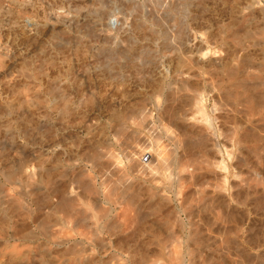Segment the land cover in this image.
Here are the masks:
<instances>
[{
	"label": "bare ground",
	"instance_id": "obj_1",
	"mask_svg": "<svg viewBox=\"0 0 264 264\" xmlns=\"http://www.w3.org/2000/svg\"><path fill=\"white\" fill-rule=\"evenodd\" d=\"M130 1L133 6L142 7L140 0ZM156 1H153V4H158ZM199 3L200 0H196L197 6ZM251 4L247 6L251 7L253 5ZM152 6L155 8V5ZM255 9L257 17L254 34L257 35V40L253 43L255 57L252 58L243 50L245 47L243 45L241 47L240 44L244 42L241 43L237 38L240 35L236 34L237 39L232 35V38L236 39L235 41L233 39V47L224 54H217L218 51L215 54L214 51V54H211L213 59L206 64L209 75L220 68H225L223 71L226 70L227 75L235 77L230 84L212 80L206 87V84H202L197 78L200 73L194 71L199 61L194 63L190 56L192 54L186 55V49L181 48V51L172 55V61L175 60L180 67L187 70L183 73L178 69L173 76L164 73L162 86L171 78L169 85L174 84L170 89L172 94H178L181 89H191L193 93L189 98H184V101L179 97L173 98L171 101H178V106L167 103L160 108L157 103L155 109L146 106L138 110L136 108L131 114L129 128H119L120 133L125 131L127 137L139 142L138 147L130 146L125 149V160L122 161L119 157L116 159L111 152L94 153L89 168L77 165L75 172L72 168L71 176H68L69 181L66 183L57 176L55 178L50 176V172L45 169L44 172L48 173L46 176L36 177L32 163L26 158L31 154L28 155L29 152L11 161L0 156V264H164L158 259L159 254L167 248L170 240L168 238L174 236L175 239L177 236L174 227L180 226L182 229L185 225L188 226L186 232L188 241L198 243L203 241L197 237L199 225L212 228L219 236L218 239L227 245L236 244V241L241 242L242 238L246 241L257 239L258 234L251 227L245 236L237 235L240 226L245 221H250V213L264 215V0H255ZM247 12H240L238 19L241 24L247 17L246 14H249ZM146 17L151 23H157L159 19L157 14ZM138 25L137 22L134 24L135 27ZM247 29L250 30L249 27ZM251 33L253 32L250 30V35ZM57 40L58 44L61 43ZM252 46L254 45L251 44ZM124 51L126 52L124 49L123 52H116L114 57L120 59L122 54H125ZM208 53L207 49L202 50L197 57L204 60ZM37 63L38 69L45 67L48 70L45 75L42 72L43 76L31 71L27 74L36 86L35 91L33 90L35 100L41 105L43 101L39 98L43 95L49 100L58 98L60 103L54 108L59 114L66 116L65 114L70 111L67 109L69 100L68 98L65 100V95L60 94L59 88L64 77L60 78L59 75L51 73V68H55L52 61ZM250 66H254L255 72L247 73L246 69ZM216 73L218 76V72ZM23 96L22 103L29 101L27 93ZM207 99L213 106L212 112L210 111L212 118L207 114ZM238 101L241 105L240 110L234 108ZM186 103L192 106L186 108ZM153 110L156 111L155 115ZM56 118L59 120L61 117ZM229 121L231 132L229 130V135L226 136L227 142L220 128ZM156 125L162 126L165 136L176 148L181 147L182 156L188 157L190 161L189 164H183L179 161V156L173 153L172 160L165 163L162 178L156 172L150 171L153 169L152 163L155 159L152 153L154 150L151 148L150 139L143 136L142 132V135L140 134L142 129L151 130L147 132L151 134ZM216 137L223 139L221 146H218ZM13 147L12 144L7 145L8 150H12ZM230 169L236 175L235 179L243 172L251 175L252 179L249 180L248 176L243 174L248 181L246 178L240 181L242 176L240 178L238 176L239 182L230 184L228 180ZM89 172L99 174L108 180L110 185L104 182L105 179H101L106 187L98 192L92 184L93 179ZM125 173L131 175L128 180L123 179ZM71 182L75 184L72 185ZM163 182V185L174 189L172 197L170 194L166 195L167 192L162 193L166 187L160 188ZM247 195H250L249 198L252 197L250 198L252 204H248L251 206L250 209L236 204L242 201L238 199L239 197L245 198ZM193 201L200 203L201 210H207L212 217L201 215L198 208H191ZM146 203L150 204L149 210L145 209ZM243 203L242 201L240 204ZM148 217L156 219L153 231H147L145 224ZM224 233L236 237L234 239L232 236L230 241L224 237ZM179 239L181 238L179 237L178 241ZM142 240L144 242L148 240L149 243L146 241L148 244L145 243V248L139 251L135 245ZM223 249L221 247L210 249V257L207 259L211 261L208 264H220L217 257ZM211 253L219 254L213 257ZM242 258L237 259V264L247 263L246 260L244 263ZM207 259L205 261H208Z\"/></svg>",
	"mask_w": 264,
	"mask_h": 264
},
{
	"label": "rangeland",
	"instance_id": "obj_2",
	"mask_svg": "<svg viewBox=\"0 0 264 264\" xmlns=\"http://www.w3.org/2000/svg\"><path fill=\"white\" fill-rule=\"evenodd\" d=\"M153 1L156 0H147L146 3L145 0H140L142 7H137L133 6L130 0H0V156L11 161L29 152L28 155L31 154L26 158L32 163L35 173L39 174L36 177L46 176L50 172V176L54 178L57 176L67 183L71 176L70 171L75 172L76 167L80 165L89 168L94 153L111 152L112 156L114 155L116 159L119 157L123 161L126 155L125 149L139 146V142L127 137L125 131V133L119 131L120 127L129 128L132 121L131 114L136 108L138 110L146 106L155 109L157 103L160 108L167 103L178 106V101H171L173 98L179 97L183 101L184 98H189L193 93L191 89H181L178 94L170 92L171 87L174 86V84L169 85L171 78L167 79L163 86L161 83L164 73L173 76L178 69L183 73L187 70L185 67H180L175 60L172 61L175 52L181 51V48L186 49V55L192 54L190 56L194 63L199 61L197 66L200 69L196 66L194 71L200 73L201 76L198 74L197 78L202 84H206V87L212 80L225 82L226 85L234 81V76L232 78L227 75L226 70L223 71L225 68L213 72L214 76L213 73L207 74L206 64L213 59L211 54H214V51L215 54L217 51V54H224L231 49L236 34L240 35L237 38L241 43L243 41L248 45L240 44L241 47L243 45L246 48L243 50L252 58L255 57V44H253L257 40V35L254 36L257 18L255 0H200L198 6L196 0H157L158 4L155 2L153 4ZM247 10L249 14H246L247 17L241 24L238 19L240 12ZM154 13L159 15L157 23H151L146 17L155 15ZM136 22L139 24L138 27L134 26ZM248 27L253 32L251 35ZM244 31H249L246 34L248 33L250 37ZM232 35L235 37L232 38ZM56 39L61 43L58 44ZM249 43L254 46L251 47ZM123 49L126 50L125 54H122L120 59L115 58V53L123 52ZM205 49L209 51L208 56L204 57V60H199L197 56ZM42 61L55 63L51 73L59 75L60 78L64 77L59 88L60 94L65 95V100L67 98L69 100L66 108L70 113L67 110L69 114H65L66 116H62L54 108L60 103L58 98L49 100L43 95L39 98L43 101L41 105H38V100L34 98L33 90L36 86L27 74L31 71L42 76L44 72L45 75L48 69L39 68L40 71L36 65L37 62ZM253 67H247V73H253ZM69 69L71 71H68ZM64 91L67 93L65 94ZM26 93L30 102L22 103L21 97ZM239 103L236 102L234 108L240 110ZM191 106L188 103L185 105L186 108ZM206 106L208 116L212 115L210 113L213 106L208 99ZM154 111L155 115L156 111ZM56 117L64 118L57 120ZM57 121L64 125H60ZM230 124L229 121L221 125L220 132L224 138L228 137L229 130L231 132ZM153 129L151 133L153 135L147 133L151 130H140L141 135L143 133V136L150 139L151 148L154 150L152 153L155 159L152 163L153 169L150 171L156 172L162 178L165 163L172 160L173 153L179 156L181 163H190L188 157L182 156V148H176L165 136L161 125H156ZM216 140L218 146H221L223 139L219 137ZM8 144L14 145L12 150L7 149ZM44 169L48 173L44 172ZM89 173L93 179L92 184L98 192L106 187L104 182L110 185V182L99 174ZM243 174L247 175L243 172L242 177L238 175L241 180L238 176L235 179L236 175L230 169V176L228 175L230 184L242 181L243 178L245 180L246 176L244 177ZM130 176L129 173H125L123 179L128 180ZM247 176L249 180L252 179L251 175ZM71 184L75 183L71 182ZM163 184L164 182L160 184V188L166 187L163 188L164 191L160 189L163 191L161 192H167L165 194H170L169 196L172 197L174 189ZM249 196L239 197L238 199H242L244 203L241 205V201L236 204L250 209L252 197ZM145 206V209L149 210L150 204L146 203ZM201 207L200 203L193 201L191 208L201 210ZM200 214L211 216L207 210H201ZM249 219L250 221H245L240 226L237 235L245 236L251 227L257 232L258 238L251 241L242 238L241 242L236 241V244L227 242L228 245L225 244L226 242L223 244L224 241H220L219 236L210 227L199 225L197 237L203 241L198 243L188 241L186 237L188 226L185 225L182 229L176 226L174 231L177 236L175 239L174 236L168 238L170 240L166 245L167 248L159 254L158 259L164 264H208L211 261L208 260L210 249L221 247L224 248V253L223 251L221 254L211 253L213 257L220 255L217 257L220 259V264H237L239 257H243V262H247L246 264L249 260L251 264H264V215L250 213ZM154 222H156L154 217H148L145 224L147 231L155 229L157 222L153 224ZM224 234V237L230 241L232 236L234 239L236 237L230 233ZM163 235L166 236L165 233ZM178 236L181 238L180 242ZM146 241L148 242V240L139 241L140 245L136 243L135 246L139 251L145 248V243L146 245L149 243ZM225 245L227 246L224 247ZM206 259L209 262L205 261Z\"/></svg>",
	"mask_w": 264,
	"mask_h": 264
}]
</instances>
